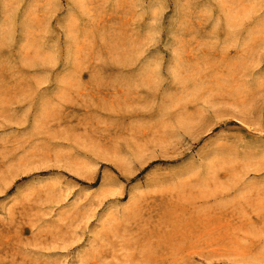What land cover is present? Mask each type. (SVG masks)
I'll list each match as a JSON object with an SVG mask.
<instances>
[{
  "label": "rangeland",
  "instance_id": "rangeland-1",
  "mask_svg": "<svg viewBox=\"0 0 264 264\" xmlns=\"http://www.w3.org/2000/svg\"><path fill=\"white\" fill-rule=\"evenodd\" d=\"M0 264H264V0H0Z\"/></svg>",
  "mask_w": 264,
  "mask_h": 264
}]
</instances>
